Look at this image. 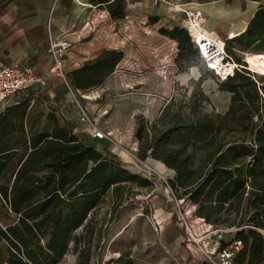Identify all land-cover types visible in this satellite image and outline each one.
<instances>
[{"label": "trees", "instance_id": "obj_1", "mask_svg": "<svg viewBox=\"0 0 264 264\" xmlns=\"http://www.w3.org/2000/svg\"><path fill=\"white\" fill-rule=\"evenodd\" d=\"M89 3L106 11L111 21L126 18V0ZM158 21L159 17L149 18L151 24ZM159 32L177 43L179 69L181 63L186 67L199 63L201 78L190 94L170 98L152 122L142 115L135 118L137 158L159 161L174 171L167 185L175 198L189 200L194 214L212 229L228 231L219 235V248L232 240L241 242L235 264H264V78L242 70L218 83L219 90L231 98L224 113L216 112L200 89L208 71L187 31L161 28ZM228 41L244 50L255 46L264 49V3L255 10L244 32ZM225 51L229 52V47ZM45 100L35 98L23 135L9 137L0 146V153L19 149L0 180V264H61L71 251L77 256V264H90L96 233L92 216L107 193L121 201L126 186L155 187L105 152L65 196L53 195L38 219L22 217L9 200L8 188L29 149L25 134L31 136L37 128ZM207 106L212 108L210 112ZM83 143L81 139V146ZM225 235L231 239H222ZM107 264L134 263L119 257Z\"/></svg>", "mask_w": 264, "mask_h": 264}, {"label": "rangeland", "instance_id": "obj_2", "mask_svg": "<svg viewBox=\"0 0 264 264\" xmlns=\"http://www.w3.org/2000/svg\"><path fill=\"white\" fill-rule=\"evenodd\" d=\"M135 1L140 6L129 7L127 19L111 25L105 11L106 14L101 13L94 20L93 28L86 30L73 42L68 41L70 48L63 61L73 63L68 64L69 69L64 72L62 61V73L66 76V82L53 77L62 81L65 93L70 98L69 103L81 119L89 127L92 124L104 133L105 137L100 141L111 144L110 150L118 155L117 158L125 159L124 169L138 172L136 174L141 177L150 171L156 189L152 193L161 198L160 194L165 192V182L169 178L146 160L140 161L137 158V145L133 139L135 118L142 115L150 122L170 98L184 92L190 94L200 81L201 69L199 63L190 67L181 63L182 69H179L175 60L177 43L159 32L161 28L184 29L186 21L183 14L171 19L173 13L155 5L154 0ZM172 1L183 5V9L201 11L205 30L221 39L225 49L229 47L227 55L247 70L248 66L244 62L246 54H264V49L258 48L259 46L244 50L228 41L229 33L239 32L247 26L264 0ZM150 17H159V21L151 24ZM91 20L93 21V17ZM74 45L76 46L73 47ZM249 73L252 74L251 71ZM207 74L200 89L211 100L216 112L224 113L231 95L221 92L212 73L208 71ZM253 75L264 78L259 74ZM3 104H0V108ZM206 110L210 112L212 108L207 106ZM6 122L0 118V139L11 130L17 132L20 129L19 126L8 125ZM29 148L25 171L32 176L35 169L36 176L15 184L9 192L10 202L29 221L39 218L53 195L65 196L93 163L104 155L83 150L77 142L67 137H33L29 141ZM143 193V189L134 185L124 188L121 201L110 192L107 193L101 208L92 216L96 233L92 242L90 264H107L106 259L116 260L119 257L131 259L133 263L147 259L154 264L169 262L170 258L157 248V244L151 243L148 231H152V227L146 200L149 197L144 199L141 197ZM165 197L168 198L165 205L171 209L170 195ZM183 200V204H187V200ZM171 214L175 226L183 236L184 248L203 257L205 250L213 252L216 249L220 236H215V230L204 220L202 222L194 213L187 216L186 223L192 228L193 235L187 237L184 224L176 222L172 210ZM222 239L229 241L231 236L225 235ZM61 264H77V256L71 251Z\"/></svg>", "mask_w": 264, "mask_h": 264}, {"label": "crops", "instance_id": "obj_3", "mask_svg": "<svg viewBox=\"0 0 264 264\" xmlns=\"http://www.w3.org/2000/svg\"><path fill=\"white\" fill-rule=\"evenodd\" d=\"M126 4L125 19L128 17L127 10L129 7L140 6L135 0H126ZM101 13L106 14L104 10L92 6L89 0H0V67L12 65L32 67L37 75L48 79L44 88H34L32 91L15 97V101L11 99L8 102H0L1 105L4 103L0 108V111L3 109L0 112V118L5 119L8 125L19 126L20 128L17 132L11 130L10 133L5 134L0 139V146L9 137L16 136L17 138V136L23 135V131H26L27 117L35 98L42 99L43 97L46 100L41 105L43 107L39 113L37 128L31 136L24 133L28 143L33 137L51 136L56 139L67 137L71 141L77 142L82 149L84 148L83 150L95 151L104 155L108 153L109 157L118 159L123 167L125 159L117 158L118 155L110 150L111 144L92 137L90 127L69 103L70 98L65 93L62 81L56 78L57 76L52 77L49 74V69L53 63L46 52L49 41L66 39L73 42L76 38L81 37L86 30L93 28L94 20L99 18ZM91 17H93V21ZM132 17L133 15H131V19ZM110 22L111 25H115L118 21L110 20ZM63 63L64 72H66L69 69L68 64L73 62L64 60ZM161 110L150 122L158 117ZM82 135L85 136L82 137ZM81 139L84 140V146L80 144ZM134 141L137 145V141ZM29 151L30 148L11 178L9 192L15 184L29 181L27 179L36 176L35 169L32 176L25 171V160ZM18 155V147L0 153V180L9 164ZM146 161L165 173L169 179L174 177V171L166 168L161 162L150 158ZM128 171L133 174L138 173ZM143 190L144 193L141 197L144 199L149 197L146 200L152 231H148V234L151 243H156L157 248H160L165 256L171 259L167 264H210L202 255L184 248L183 236L174 224L171 209L165 205L166 199H168L165 197L168 196L167 191L164 189L165 194H160L161 198H158L152 193L156 190L155 188ZM110 260L113 259L108 258L105 263ZM136 262L134 264H154L148 259L147 261L136 260Z\"/></svg>", "mask_w": 264, "mask_h": 264}, {"label": "built area", "instance_id": "obj_4", "mask_svg": "<svg viewBox=\"0 0 264 264\" xmlns=\"http://www.w3.org/2000/svg\"><path fill=\"white\" fill-rule=\"evenodd\" d=\"M154 3L172 12L171 19H176V15L179 17L183 14L186 21L184 29L195 45L203 67L212 73L217 83H222L227 78L232 77L235 72L248 71L247 68L235 63L227 55L224 44H220L217 40L204 33L201 11L183 9V5L176 4L172 0H154ZM69 48L70 45L66 39H57L50 40L46 50L53 62L49 69L50 76L60 77L64 82H66V76L62 73V61ZM46 82L47 78L37 75L32 67H21L19 65L0 67V102H8L28 89L44 87ZM90 131L95 139L101 140L105 137L104 133L96 129L92 124H90ZM149 172H146L143 177L153 182ZM165 187V190L170 195L171 210L175 213L176 222L184 224L187 237H193L192 228L186 223V219L187 216L194 213V206L189 200H187V204H183L184 200H177L166 182ZM182 204L185 205L186 209L183 208ZM189 207L191 208L189 209ZM200 220L203 222L202 219ZM214 232L215 236H219L228 231L215 230ZM241 248L242 244L239 240L230 241L224 248H219L217 241L216 249L213 252L205 250L203 255L210 264H235V256Z\"/></svg>", "mask_w": 264, "mask_h": 264}, {"label": "bare ground", "instance_id": "obj_5", "mask_svg": "<svg viewBox=\"0 0 264 264\" xmlns=\"http://www.w3.org/2000/svg\"><path fill=\"white\" fill-rule=\"evenodd\" d=\"M245 28L246 27L242 28L239 33L231 32L229 35L230 39H233L234 37L244 32ZM204 33L209 35V37L217 40L220 44H223V41L221 39L216 36H212L208 30H205V28ZM244 57V62L246 63V67L248 66L249 72L251 71L252 73L264 76V54H246Z\"/></svg>", "mask_w": 264, "mask_h": 264}]
</instances>
